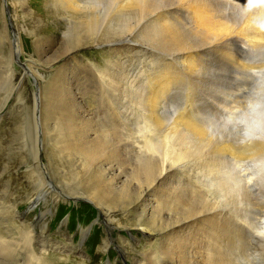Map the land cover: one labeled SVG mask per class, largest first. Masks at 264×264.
Returning a JSON list of instances; mask_svg holds the SVG:
<instances>
[{
  "label": "rangeland",
  "instance_id": "374dc122",
  "mask_svg": "<svg viewBox=\"0 0 264 264\" xmlns=\"http://www.w3.org/2000/svg\"><path fill=\"white\" fill-rule=\"evenodd\" d=\"M82 1L88 3V6L84 8L97 14L101 5H103L102 16L104 15L105 19L103 20L105 22L97 27L99 30L94 35V39H101V45L99 46L84 47L85 40H90L92 33L87 34V36L91 35V37L81 38V19L78 20V18L70 21L71 23H66L67 19H62L59 15H56L55 18H48L49 10H57L53 0H0V235L5 236V227L8 226L9 220L18 216L17 213L20 214L21 218H26L27 222L37 225L35 230L37 235L41 232L39 224L45 217H41L40 210L45 203V199H41L39 202L36 201L37 199L34 195L36 188H38V179L36 177L33 178V176L30 177L28 172L31 170L27 169L32 161L34 162V158L38 156L36 152L38 150L40 159L43 161L41 174L45 183L57 195H63L62 202L57 208L53 207V214L48 216L49 223L46 237L51 243H55L63 240L60 235L65 234L74 243V246L82 252L83 257L74 255L70 261L69 259L58 260L56 257L51 256L53 259L50 257L48 258L49 260L42 259L40 262H33V264H132L129 257V253L132 252L130 251L131 248L126 247V242L125 244L117 242L116 237L117 233L122 234L123 238L126 237L127 242L132 243L135 241L133 237L134 231L115 232L113 226L105 221L104 216L98 213V210L90 201L84 198L72 200L61 194L64 188H67L65 191L67 190L68 193H73V195L84 192L77 188L80 185H76L77 182L71 179L79 176L77 174L81 169H78L74 177L69 178L68 176L58 175L56 170H51L48 173L46 169V164H49V160L46 157L45 150L51 151L52 144L48 142L49 138L46 139L44 134L47 130L42 122L39 125V120L42 107L50 105V97L47 96H49V89L52 88L51 84L53 83L51 77L54 75V70L51 67L56 68L57 64H63L62 66H64L67 63L68 54L75 48H81L82 53L77 56V59L80 60L76 59L77 61L75 60L74 62L84 64L85 60H91V64L98 67L96 68L97 70L105 69L110 62L117 60V108L119 111L117 120L130 119L129 122L123 123V125L125 124V129L120 126L117 127L119 131L117 133H123L119 134L122 137L120 145L129 147L132 143L133 134L135 133L134 137L139 135L137 129H140L139 124L137 126L139 120L137 115L139 112L136 114L134 111L137 106L134 104L137 101L135 97L137 96L136 98L139 99L145 94L148 90V85L151 86L152 81H154V77L159 76L157 73L164 72L165 65L171 64L172 72L182 78V80L170 86L169 95L164 97L165 101L159 106V115L165 122V126L172 127L175 120L183 117L187 113L186 110L189 109L193 115L192 120L194 119L195 123L203 128L200 120L195 118L197 117L195 114L197 112L217 111L218 104L223 102L221 93L239 87L235 81V73L238 63L246 55L242 43H247L252 47H264V34L254 32L247 25L234 27L230 22V18L222 14L223 0H136L137 6L130 8L122 7V0H117V12L110 6L109 0H100V7H96L97 3L93 0ZM200 2H206L209 8L213 9L215 16L231 27L227 40L218 39L221 42L216 41L215 43L213 40L206 39L205 34L202 33L201 35L200 32L198 33L194 26L193 9H188L187 6L188 4L194 5ZM240 3H244V0H240ZM122 9H127V11H119ZM159 15H164L162 18L172 24L175 28V34L181 35V48L184 47L183 49L174 50L173 45L168 40H163L159 33L162 26L156 22ZM50 33L54 34L51 35ZM54 42H56L55 46ZM51 43L53 44L51 45ZM102 46L103 48H101ZM184 53H190L199 64L195 72L192 73L188 70V62ZM111 54L113 56H110ZM150 60L153 62L150 63ZM69 62L72 63L70 59ZM43 63L46 67L41 66ZM96 69L93 66H88L85 69L87 72L85 75L90 76L91 72H97ZM143 72H147L145 75L148 74V77L153 78L152 80H146L150 81L147 86L145 81L143 85L140 84L139 79ZM131 73H133V77ZM139 74L140 76H137ZM133 86L140 87L141 91L136 88H133L134 90L132 91ZM141 92L144 93L141 95ZM46 94L47 96H43ZM42 101L45 103H42ZM64 102L65 100L60 104ZM66 105L68 104L66 103ZM118 122L117 124L120 123ZM37 126L38 131L36 130ZM48 128L51 129L50 127ZM127 131H131L129 132L131 136ZM132 132L134 133L132 134ZM206 135L207 133L205 132ZM206 137L207 142L205 141V144L204 142L203 144L196 141L193 142L195 149L199 151L197 154L195 153L197 161L191 163L187 168L188 172L194 171V173L192 171L190 174L193 176L189 179L186 177V180L188 183H194L196 177H198V172L203 169H206L203 171L208 176L214 177L216 181L214 183L215 201L209 197L207 190L202 193L205 197L204 201L216 203L215 233L218 237L215 248L216 254L212 264H234V253L237 245L246 246L249 236L242 224L237 222V218L239 216L250 218L258 211L264 210V205L260 202L261 198H264V190L255 187H245L243 190L236 192L226 182L220 180L218 174L219 164L215 167H210L211 169L208 168L209 163L212 166L214 164L211 162L212 159L214 158L219 163L221 160L233 155L243 158L244 154L230 142H213L208 135ZM119 139H117V142ZM197 144L200 145L199 148ZM109 145L113 144L109 143ZM226 148H229V152ZM128 149L124 150L123 154L122 152L119 153L121 157L117 156V158L119 157L117 159L118 165L121 163L120 165L122 166L123 164L128 166V168L124 166L125 169L127 168V175L131 172V167L128 164L131 163L132 165L134 162V159L131 158L132 156H129L132 153V147ZM123 161L125 163H122ZM132 170L134 171L131 173H138L137 170L136 172L135 169L132 168ZM143 175L140 172L137 176L135 174V177L128 176V181L130 179L134 180V178H136V181L132 182L130 180L131 183L130 181L128 182L130 184L127 186V192L129 190L133 192L130 194L129 191L127 197H136L139 187L147 183ZM138 176L141 177L138 179ZM138 180H141V182L139 183ZM205 184H209V182ZM134 187L137 188L135 189ZM241 203L245 209L243 212L239 211L238 208ZM90 210L93 212L90 213ZM163 210L164 212L156 217L160 222H163V218L164 220L167 218V212L164 208ZM132 216L130 214L128 217L131 219L133 218ZM98 219L99 224L93 226L95 220L98 221ZM167 223L169 221L164 224ZM92 226V230H86ZM82 230L86 232L83 234ZM99 233L109 238L110 242L112 241L105 255H102L99 250L100 241L96 239ZM96 241H98L96 247L92 245L87 248V245ZM10 251H12L11 248L3 247L0 249V255H3L0 264H9ZM96 255L97 258L94 259Z\"/></svg>",
  "mask_w": 264,
  "mask_h": 264
},
{
  "label": "bare ground",
  "instance_id": "6f19581e",
  "mask_svg": "<svg viewBox=\"0 0 264 264\" xmlns=\"http://www.w3.org/2000/svg\"><path fill=\"white\" fill-rule=\"evenodd\" d=\"M93 1L97 3L96 7H100V0ZM53 2L57 6V10H49L48 18H55L56 15H59L62 19H67L66 23L78 18V20L81 19V38L91 37V35L87 36V34L92 33V38L85 40L84 47L91 48L95 45H101V39H94V35L99 30L97 27L105 22L103 20L105 19L104 15L102 16L104 11L103 5H101L97 14L92 10L84 8L88 6V3L82 0H53ZM109 4L117 12V0H109ZM121 5L124 8H130L137 6V1L122 0ZM187 8L193 9L194 26L198 33L200 32L201 35L202 33L205 34L206 39L213 40L215 43L216 41L221 42L219 41L220 39L223 41L224 39L227 40L226 38L229 36L231 27L225 21L223 22L218 19L215 13H213V9L211 10L206 2L194 5L188 4ZM119 11L125 12L127 9ZM163 16L159 15L156 19V22L162 26L159 33L163 40H168L173 45L174 50L183 49L184 47L181 48V35L175 34V28L170 22L163 19ZM115 17L116 15L113 18L115 19ZM50 48L52 49V47ZM48 52L50 51L48 50ZM81 53V48H75L68 54V60L64 66H62L63 64H57L56 68L58 69L53 66L51 67L54 70V75L51 77L53 81L51 84L52 88L49 89L48 87L50 90L49 96L47 94L43 95L50 97V103L48 102L50 105L46 103L48 106H41L40 120L38 119L39 125L42 122L44 128L47 130L44 134L46 139L49 138L48 142L52 144V152L45 150L46 157L49 160V164H46L48 173L51 170H56L58 175L68 176L69 178L74 177L78 169H81L77 174L79 176L71 179L75 180L77 184H74L80 185L77 188H80L84 192L73 195V193L65 191L67 188H64L61 194L72 200L84 198L90 201L98 210V213L104 216L105 221L113 226L115 232L125 233L128 230L134 231L133 237L135 241L132 243L127 242L126 237L124 239L122 234L117 233L116 237L117 242L120 244H125L126 242V247L131 248L130 251L132 252L129 253V257L132 264H212L216 254L215 248L218 237L215 233L216 203L204 201L205 197L202 193L207 190L209 197L215 201L214 183L216 181L213 176H208L204 173L203 170L206 169L198 172V177H196L194 183H188L186 180L193 176L190 175L193 170L188 172L187 168L191 163L197 161L196 154L199 151L195 149L193 142L196 141L202 144L204 142L205 144V141L207 142V135L205 136L203 128L196 124L194 119L192 120L193 115L189 109V111L186 110L187 113L183 117L175 120L172 127L165 126V122L159 115V106L165 101L164 97L169 95L170 86L182 80V78L172 72L171 64H167L163 73L156 72L159 76L154 77V79L152 78L154 81H152V84L150 83L151 86L148 85V90L145 88L147 91H144L145 94L141 98L138 99L136 98L137 96H134L137 100L134 104L139 107H133L136 114L139 112L137 115L139 119L137 126L139 124L141 130L139 129V132L137 129V133H139V135H136L137 137H134L135 133L132 132V134L134 133L133 139L129 146L132 147V153L129 156H132L131 158L134 159V165L133 163L132 165L131 163L128 165L131 167V172L134 171L132 170L133 168L135 172L137 170L138 173L144 174L143 178L145 177L147 183L139 187L136 197H127L130 191L127 192V186L136 178L134 180L130 179V183H128V179L131 176L135 177V174L137 176L138 173L133 174L129 170L131 176L130 173L127 175L126 169L128 166L124 164L122 166L120 165L121 163L117 164V159L121 157L119 153L122 152L123 154L124 150L129 148L120 145L122 137L119 134L123 133H117V127L120 126L125 129V124L123 125V123L130 121L129 118H126L127 120H117L119 113L117 108V60L108 62L109 64L105 69L97 70L96 68L98 67L92 65L91 60H83L84 64L74 62ZM110 56H113V54ZM184 56L188 62V70L192 73L195 72L199 64L193 59L194 56L190 53H184ZM69 59L72 63L69 62ZM120 59L122 58L120 57ZM98 61L101 62L102 60ZM152 62L150 60V63ZM44 63L41 65L42 67H46ZM88 66L95 67L98 73L94 71L91 72L90 76L85 75L87 73L85 69ZM145 70L147 71L146 68ZM145 73L147 72L142 73L139 80L142 85L145 81L147 86L150 81L146 80H150L151 78L148 77V74V76L145 75ZM137 76H140V74ZM133 88L139 89L140 87L133 86L132 91L134 90ZM143 93L141 92V95ZM64 100L65 102L60 104ZM42 103L45 102L42 101ZM117 121L120 123L118 122L119 124H117ZM117 139H119L118 142ZM124 141L126 142V140ZM109 143L113 145H109ZM36 152L38 156L34 158V162L32 161L27 169L31 170L28 172L30 177L33 176V178L36 177L38 179V188H36L34 196L37 202L45 199V203L40 210L41 217L44 216L45 218L42 217L43 219L39 224L41 232L38 235L35 231L37 225L27 222L26 218H21L19 213H17L18 216L15 219L9 220L8 226L5 227V236L0 235V249L6 247L12 250L10 251L9 264H33V262L37 263L51 256L56 257L58 260H70L74 255H81L80 257H83L82 252L74 246V243L65 234L60 235L63 240L56 241L55 243H51L46 237L49 223L48 216L53 214V207L57 208L62 202L63 195H57L45 183L41 174L43 161L40 159V152L38 150ZM117 156L119 157L117 158ZM121 160L119 161L121 162ZM124 161L126 162L125 159ZM124 161L122 163H125ZM211 162L214 164L212 166L209 163L208 168L219 164L214 158ZM124 166L127 168L125 169ZM195 174L197 173L195 172ZM140 177L138 176V179ZM141 180H138L139 183ZM206 182H209V184H205ZM131 192L133 191L131 190L130 194ZM163 208L167 212V218L165 220L163 218L162 221L164 223L169 221L167 224L160 222L156 218L164 212ZM89 212L92 213L93 211L90 210ZM130 214L133 215L131 219L128 217ZM95 224H99V219L98 221L95 220L93 226ZM93 226L86 230H92ZM82 232L84 234L86 231L82 230ZM96 239L100 241L99 250L102 255H105L112 241L110 242V239L102 233L97 234ZM98 241L90 243V245H87V248H90L92 245L96 247ZM6 255L8 256V254ZM2 257L3 255H0V260ZM95 258H97V255Z\"/></svg>",
  "mask_w": 264,
  "mask_h": 264
},
{
  "label": "clouds",
  "instance_id": "9594fccd",
  "mask_svg": "<svg viewBox=\"0 0 264 264\" xmlns=\"http://www.w3.org/2000/svg\"><path fill=\"white\" fill-rule=\"evenodd\" d=\"M222 14L234 27L247 25L264 34V0H223ZM245 58L236 68L239 87L221 93L217 111L201 113L200 120L213 142H230L244 154L230 156L218 165L219 179L233 191L245 187L264 190V47L242 43ZM264 205V198H261ZM243 212L244 205H238ZM237 222L249 233L246 246L237 245L234 264H264V210L254 216H239Z\"/></svg>",
  "mask_w": 264,
  "mask_h": 264
}]
</instances>
